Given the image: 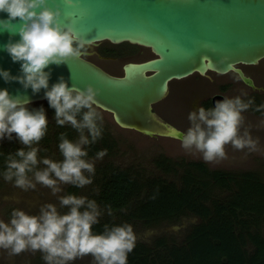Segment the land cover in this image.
I'll list each match as a JSON object with an SVG mask.
<instances>
[{"label":"clouds","instance_id":"9594fccd","mask_svg":"<svg viewBox=\"0 0 264 264\" xmlns=\"http://www.w3.org/2000/svg\"><path fill=\"white\" fill-rule=\"evenodd\" d=\"M0 31L18 34L19 39L4 45L12 61H20L22 75L10 76L7 70H0L5 82L16 80L33 93L45 89L48 107L54 109L55 124H66L79 133L77 141L59 135L57 149L63 157L52 160L40 157L39 142L46 135L48 120L43 107L29 110L28 102L9 94L0 88V140L11 139L16 134L19 144L30 150L18 148L16 159L8 154L5 169L0 175L16 188L27 192L35 190L37 184L47 187L52 194L62 192L60 184L84 188L92 183L95 174L93 163L85 159V146L95 143L103 134V116L97 108L98 89L86 85L83 89L69 87L61 77L49 88L50 64L60 65L73 58L87 54L89 42L77 34L71 24L60 22L59 7H49L48 0H0ZM135 67V66H131ZM237 71L234 65H230ZM244 74L235 76L236 80ZM253 103L241 96L218 100L214 107L200 106L188 113L190 127L179 135L180 146L201 154L205 162H219L226 158L225 145L235 149L245 147L256 149L247 130L238 135L243 122L242 113ZM264 108L260 105L259 111ZM79 117V118H78ZM85 130L87 135H85ZM36 145V146H33ZM107 155V149L96 153V158ZM38 164L43 168H36ZM28 173H32L30 179ZM88 173V175H85ZM61 213L53 203H44L39 214L30 215L23 209L13 208L7 222L0 220V249L9 250V255L22 252L41 253L45 264H74L78 259L91 256V264H128V254L136 246V236L130 224L104 226V231L94 233L92 226L99 223L101 211L95 200L87 196L69 193L58 197ZM112 210L108 208V214Z\"/></svg>","mask_w":264,"mask_h":264},{"label":"water","instance_id":"95a60500","mask_svg":"<svg viewBox=\"0 0 264 264\" xmlns=\"http://www.w3.org/2000/svg\"><path fill=\"white\" fill-rule=\"evenodd\" d=\"M48 5L59 7L60 22L71 24L89 46L126 42L153 53L126 62L118 76L84 56L45 68L49 88L62 77L69 87L98 89L97 107L111 112L122 128L179 139L183 131L156 121L152 104L166 95L170 81L194 73H243L241 81L256 88L239 65L264 59V0H48ZM18 39V34L0 31V70L10 76L22 75L21 62L12 61L4 45ZM0 88L28 103L46 99L45 89L33 93L16 80L0 78ZM223 98L213 96V106Z\"/></svg>","mask_w":264,"mask_h":264},{"label":"trees","instance_id":"16d2710c","mask_svg":"<svg viewBox=\"0 0 264 264\" xmlns=\"http://www.w3.org/2000/svg\"><path fill=\"white\" fill-rule=\"evenodd\" d=\"M61 133L73 138L71 128L58 127L52 139L59 142ZM108 133L103 128L102 136L85 146V159L103 149L111 153L115 140ZM42 139L50 140L48 134ZM18 148L29 150L13 143L0 144V173L8 154L19 159L15 157ZM177 165L181 171L168 158L160 157L155 166L162 175L145 178L131 168L99 164L88 198L96 201L105 217L92 226L93 232H103L105 225L111 228L126 223L154 228L193 216L198 221L186 229L181 240L161 235L151 243L136 242L128 264H264V179L255 171L214 170L202 162ZM78 189L68 185L65 193L76 195ZM225 192L229 194L220 195Z\"/></svg>","mask_w":264,"mask_h":264},{"label":"rangeland","instance_id":"374dc122","mask_svg":"<svg viewBox=\"0 0 264 264\" xmlns=\"http://www.w3.org/2000/svg\"><path fill=\"white\" fill-rule=\"evenodd\" d=\"M96 46H88L89 50H95ZM87 49V50H88ZM153 53L150 52L148 48L142 47V54L135 57H127L120 61V63L115 65L114 69L116 73L120 74L122 72L121 66L127 60L140 61L147 58L153 57ZM91 61H95L93 55L87 56ZM264 65V59L260 62ZM99 64V63H98ZM101 65H104V62H100ZM107 66V64H106ZM243 66L248 72H251L253 69L252 66L240 65ZM252 73V72H251ZM208 76V77H207ZM207 76L199 75L194 73L183 79H174L170 81V88L179 87L182 90H186L187 86H190L191 89L187 93L186 100L187 103H191L200 96L204 94H214L216 93V84L220 82H230L233 86L226 92L224 96L235 97L243 96L249 92V88L244 86L239 80L235 79V73L228 72L225 74L216 73L214 71H208ZM214 79V82H210L207 78ZM256 83H264L263 80L258 81L256 78ZM175 105H178L175 103ZM29 110L39 109L43 107L44 113L48 120V130L50 140H43L39 142V148L41 149L38 152V160L40 157H47L52 160H61L63 157L60 155L57 149V141H54L53 130H57L59 126L55 124L54 119V109L48 107L47 100L28 103ZM98 108V107H97ZM176 108V107H175ZM176 110V109H175ZM101 115L103 116V121L101 122L103 128L109 132V136L112 137L114 142V148L110 154L105 155L102 158H96V156L90 157L86 160L93 163L95 168L99 164L104 162H109L113 165H116L120 168H131L132 170L138 171L142 177H151L156 175H162L160 169L156 168L155 161L160 159V157L168 158L174 167L178 171H181V167L177 164L181 162H202L210 169L224 170L228 172L241 173L244 171H255L258 175L264 179V119L258 117H252L246 111L242 113L243 122L238 130V135H243L244 131L247 130L253 140L257 141L256 149L252 150L250 148L235 149L230 143L225 145L226 158L217 162H205L202 159V156L194 150H185L180 146V140L173 139L171 137L156 135L154 137L144 135L134 129L122 128L117 125L112 116L101 109L98 108ZM192 111V110H191ZM189 111V112H191ZM188 112V113H189ZM188 115V114H187ZM79 118V117H78ZM181 118V117H180ZM180 120V119H179ZM176 125L180 122L175 118ZM191 122L186 121L181 124L184 127L185 131L190 127ZM172 125V124H171ZM64 128H71L70 125L63 126ZM73 130L72 141H77L79 133ZM85 135L87 131L85 130ZM17 144L19 147H26L22 144H19L16 139V134H12L11 139L0 140V144ZM36 146V145H33ZM30 150V149H29ZM44 165L38 164L36 168H43ZM88 175V173H85ZM95 175V174H94ZM29 178H32V173H28ZM171 178V176H166ZM93 181V176H92ZM93 183V182H92ZM92 183L86 185L84 188H79L76 192L77 196H89L91 195L89 189L92 188ZM67 184H60L59 186L63 190L60 193L55 195L52 194L51 190L47 187H42L37 184L36 189H29L27 192L16 188L12 185L11 182H5L2 175H0V220L7 222L9 219L11 210L13 208L23 209L26 213L30 215L39 214V209L44 203H53L57 206V209L61 213L67 212V208H61L59 205L58 197L60 195H66L65 188ZM227 192L220 194L226 195ZM105 213L101 211V215L98 219L104 218ZM198 219L196 217H183L181 221L176 224H162L161 226L154 228H143L141 225L137 224L133 228L134 234L136 236V242L151 243L156 236L173 235L175 239L181 240L184 236L186 229L193 223H196ZM184 225V226H182ZM262 231L264 233V222L262 224ZM9 250L0 249V264H45L41 259V253L39 251L32 252H22L19 255H9ZM91 256H85L83 259H78L74 264H90Z\"/></svg>","mask_w":264,"mask_h":264},{"label":"flooded vegetation","instance_id":"af4514ba","mask_svg":"<svg viewBox=\"0 0 264 264\" xmlns=\"http://www.w3.org/2000/svg\"><path fill=\"white\" fill-rule=\"evenodd\" d=\"M95 46H96L95 50H89L87 47L88 54L84 55V57L87 60H89L87 58V56L93 55V58L99 64L94 62V61H91V60H89V61L98 65L99 67H101L104 71L108 72L109 74L117 75V76L123 74V65L126 62L133 61V60H128V61L126 60L122 64V66H121L122 72L120 74L116 73V71L114 69V67H115V65H117V63L119 64L120 61L127 59V57H129V56L135 57L137 55L142 54V47L137 46V45H133V44H129L126 42L119 43V44H112L108 41H104V42H101ZM100 62H104V65H101ZM260 62H261V60L257 64H249V65L243 64L246 66H252V68H253L251 70L252 73L248 72L246 69L243 68V66L239 65L244 70V72L253 79V81L256 85V88H252V87L248 86L247 84H245L241 80H239V81L244 86L249 88V92L247 94H244L243 96H241V99L244 100L245 102H247L248 99L251 98L253 101V103L250 105L248 110H246V112L249 113V115H253L252 117H258V118L264 119V108H261L259 111H257L258 106L264 105V83L263 84L262 83H260V84L256 83V78L258 79V81H261V80L264 81V65H262ZM106 64H107V66H106ZM235 75L237 76V74H235ZM205 76H207V75H205ZM207 79L212 83L214 82V79H212L210 77ZM232 86H233V84H230V82H228V81L217 83L216 84V93L211 94V95L202 93L200 96H198L196 99H194V101H192L191 103H187V101H188V100H186L187 93L189 92L191 87L187 86L186 90H182L179 87L178 88L177 87L170 88V84H169L168 91H167L166 95L162 99H160V100H158L152 104V112L154 114V118L156 121H158L160 123L167 124L168 126L177 128V129L185 132V129L183 126H181V124L183 125V123H185L186 121H189L187 118L188 117L187 114L189 111H191V110L196 111V110H198V108L200 106H204L205 108H208L210 105L211 107H214L213 102H212L213 96L222 95L223 97H225L224 92L228 91ZM185 96H186V98H185ZM175 103H177L178 105H175ZM99 109H101V108H99ZM101 110H103V109H101ZM103 111H106V110H103ZM106 112H108L112 116V119L115 122L113 114L109 111H106ZM175 118H177V120L180 122L178 125H176ZM151 137H153V136H151ZM171 138L179 140L175 137H171ZM66 186H68V184Z\"/></svg>","mask_w":264,"mask_h":264}]
</instances>
